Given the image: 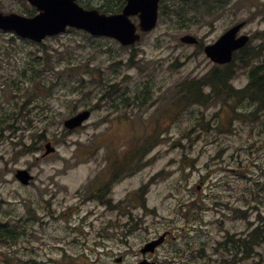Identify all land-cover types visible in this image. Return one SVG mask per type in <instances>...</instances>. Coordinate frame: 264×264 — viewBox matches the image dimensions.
I'll list each match as a JSON object with an SVG mask.
<instances>
[{
	"label": "rangeland",
	"instance_id": "1",
	"mask_svg": "<svg viewBox=\"0 0 264 264\" xmlns=\"http://www.w3.org/2000/svg\"><path fill=\"white\" fill-rule=\"evenodd\" d=\"M30 7L0 0L2 12L25 14ZM161 8L157 27L131 47L78 31L50 37L44 48L0 32V51L8 46L14 54L12 64L0 61V228L14 234L0 238V264H119L120 255L132 264L148 240L167 231L152 257L157 264H264L261 119L244 121L222 103H180L178 93L182 83L215 66L202 47L181 36L210 44L244 20L241 33L251 35L254 48L264 42V0H171ZM43 50L58 66H35L37 77H31L29 60ZM69 67L84 77L86 96L74 88ZM151 77L152 98L143 108L115 109L110 97L101 99L108 80L134 96ZM248 80L241 67L233 84ZM85 108L92 109L90 119L67 130L64 120ZM150 136H157L155 144L109 194L136 206L109 208L88 199L109 158L127 156L133 138ZM47 141L56 151L43 157ZM18 168H30L34 183L21 184ZM258 226L261 242L239 248L244 242L238 240Z\"/></svg>",
	"mask_w": 264,
	"mask_h": 264
},
{
	"label": "trees",
	"instance_id": "2",
	"mask_svg": "<svg viewBox=\"0 0 264 264\" xmlns=\"http://www.w3.org/2000/svg\"><path fill=\"white\" fill-rule=\"evenodd\" d=\"M91 7L90 5H86ZM124 4L120 0H103L102 5L100 6L101 10L108 13L120 12ZM177 11V10H173ZM36 9L30 8L27 10V13L32 15L35 14ZM178 14V13H177ZM72 32L76 30L72 29ZM257 37H260L258 33ZM263 36V35H262ZM12 39H15L14 36ZM101 39V38H99ZM122 46V45H121ZM44 48L47 46L43 45ZM125 47V46H124ZM264 42L251 48L250 44L244 47L243 49L237 51L234 54L233 60L225 65H215L212 66L205 75L195 79L186 81L180 85L181 89H178L180 95V103L185 104H200L203 106H210L217 103H222V108L228 106L236 115L251 122L259 121L261 119V125L264 130ZM4 58L7 59L9 64H12L14 59V54L11 52L8 46H3V50L0 51V61L3 62ZM134 59V56L132 57ZM47 66L54 68L58 66L56 63L52 62V54L47 50H43L42 54H36L35 60L32 63L29 60L27 66H34L35 74L31 77H37V67L35 66ZM244 67L248 69L249 80L246 85L243 87H237L233 84V79L238 73L239 68ZM70 77L72 81L76 83L74 88L80 90L85 96L88 94L82 88V80L77 79V76L80 73L78 69H71ZM150 79L144 81V84L135 92L134 96H131V91L120 90L118 87V82H113V80H108L102 83L100 88L101 99L104 97H110L113 101V107L118 109L121 104L125 107L133 106L135 103H138V108H143L147 105V101L152 98V83ZM84 82V81H83ZM208 89V90H206ZM84 98L80 99L83 101ZM140 100V102H138ZM179 100V101H180ZM120 101L121 103H118ZM250 104L251 108H235L234 104ZM263 115L260 116V114ZM12 126V125H10ZM156 133V132H155ZM43 135L39 136V139H43ZM157 136L146 137L142 140L138 138H133L128 149L127 156L125 155L122 158L116 156L113 164L120 165L122 169V174L126 173L125 168H130L134 170L138 167L137 162H139L142 157L150 151L151 147L155 144V139ZM103 192L101 189H96L94 191V196H102ZM92 196V197H94ZM2 228V227H1ZM0 228V238L6 239L8 237H13V232L5 231ZM262 232V226L254 228L251 236L242 238L238 241L244 242L243 244H238L239 248L247 246L250 247L251 244H259L258 236ZM252 234L255 236H252ZM248 241H251L250 244Z\"/></svg>",
	"mask_w": 264,
	"mask_h": 264
},
{
	"label": "water",
	"instance_id": "3",
	"mask_svg": "<svg viewBox=\"0 0 264 264\" xmlns=\"http://www.w3.org/2000/svg\"><path fill=\"white\" fill-rule=\"evenodd\" d=\"M37 6L39 13L34 16H26L15 12H0V29L14 31L19 36L41 42L48 35L65 32L67 28L75 27L83 29L95 36H109L117 39L123 45L133 44L142 39L137 32V25L132 21L131 15L139 14L140 26L143 31L153 29L157 24L159 0H127L124 10L120 13L107 14L97 8H85L77 0H29ZM244 22L239 23L225 32L215 43L208 44L205 51L215 62L226 63L232 60L233 52L244 47L250 36L243 34L237 37V33ZM184 42L194 43L198 39L190 34L181 38ZM91 114L90 110H84L66 119L64 124L69 129L80 126ZM46 154L55 151L51 142L46 143ZM16 176L28 183L32 176L27 169H18ZM163 234L158 239L150 241L143 251H154L165 239ZM119 258L118 261H121ZM139 264H154L143 261Z\"/></svg>",
	"mask_w": 264,
	"mask_h": 264
},
{
	"label": "flooded vegetation",
	"instance_id": "4",
	"mask_svg": "<svg viewBox=\"0 0 264 264\" xmlns=\"http://www.w3.org/2000/svg\"><path fill=\"white\" fill-rule=\"evenodd\" d=\"M80 1V0H78ZM164 1H171V0H160V9H161V6H162V3ZM124 2V5L126 4V0H123ZM81 4H83L84 6L86 5H90L91 7L94 6L92 4H90L91 2H88L87 0L85 1H80ZM87 7V6H86ZM100 8V6H97ZM139 20V16H136ZM201 41V40H200ZM200 44V43H199ZM103 173H104V178L103 180L101 181V191L102 192H107L106 195H109L111 194L112 190H113V183H115L114 181V178H115V175H119L118 174V171L116 168L112 169V170H107V169H104L103 170ZM110 178V179H109ZM102 201H106L105 199H102ZM107 202V201H106ZM108 203V206L109 208H113L114 205L113 204H116V202L114 201V198L112 196H110V202H107ZM117 208H121V205H118L116 204ZM142 249V248H141ZM140 249V257H138V259L132 263V264H136V263H139L141 262L142 260H151V261H154V258L153 257V254L152 252H147V253H143ZM120 256H123V255H120Z\"/></svg>",
	"mask_w": 264,
	"mask_h": 264
}]
</instances>
